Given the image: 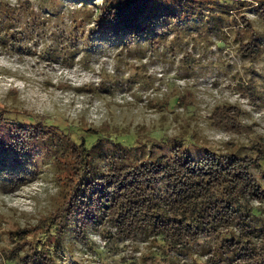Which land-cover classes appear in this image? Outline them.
Listing matches in <instances>:
<instances>
[{"label": "trees", "instance_id": "1", "mask_svg": "<svg viewBox=\"0 0 264 264\" xmlns=\"http://www.w3.org/2000/svg\"><path fill=\"white\" fill-rule=\"evenodd\" d=\"M98 1H73L78 9L91 11L73 14L68 23L54 22L49 54L70 62L78 52L85 59L101 45H108L123 48L128 58L142 61L147 58L144 45L152 51L163 48L176 52V35L186 34L184 27L192 29L185 36L227 29L238 34L237 27H243L249 37L244 40L235 35L243 56L251 61L264 56L263 33L245 14L250 13L245 8H253L264 27V0ZM41 4L42 10L46 4ZM17 6L14 10L19 8L26 20L19 32L33 38L32 28L46 21L38 13ZM12 29L5 32L6 36L15 35ZM12 44L22 48L21 41ZM249 93L256 95L253 87ZM259 97L264 103V96ZM77 127L86 133L73 135L51 118L30 112L18 114L0 106V178L4 177L5 184L14 190L50 167L60 194L54 209L35 226V231L43 233L41 238L25 249L20 244L26 239L20 238L28 228L17 229L13 237L17 244L4 250L0 264H63L62 252L82 246L93 248L101 256L104 250L90 242L89 235L99 230L106 236L102 228L107 225L115 226L110 235L116 238H123V234L136 237L140 230L153 238L158 244L151 255L155 264L158 259L186 264L181 258L188 256L197 264H215L213 260L264 264L253 251L249 254L254 257L238 260L242 256L239 249H246L247 243H253L249 249L264 243L263 143L253 142L246 150L234 144L235 148L225 151L204 150L196 157L186 148L193 136L179 137L181 144L174 135L169 138L170 151L155 153L148 146L127 147L97 138L95 129ZM195 244L207 247L212 259L200 261L206 250L191 251Z\"/></svg>", "mask_w": 264, "mask_h": 264}, {"label": "rangeland", "instance_id": "2", "mask_svg": "<svg viewBox=\"0 0 264 264\" xmlns=\"http://www.w3.org/2000/svg\"><path fill=\"white\" fill-rule=\"evenodd\" d=\"M73 1L52 4L51 0H0L1 107L18 114L30 112L51 118L69 128L73 135L86 133L77 126L90 127L95 129L97 138L127 147L148 146L155 153L170 151L169 138L174 135L177 141L179 137L193 136L186 148L196 157L204 150L225 151L234 145L246 150L253 142L264 144V103L259 97L264 96V56L254 61L243 56L235 37H249L243 27H237L238 34L227 29L202 36L192 33V37L185 36L192 29L184 27L186 34L176 35V52H165L163 48L152 51L144 45L142 50H148L142 61L128 58L123 48L101 45L89 57L83 59L78 52L68 62L49 54L47 48L55 21L68 23L73 14L91 11L78 9ZM41 3L46 4L42 10ZM15 6L38 13L46 21L32 28L33 38L20 34V25L26 20L19 8L14 10ZM245 10L251 13L245 12L246 18L264 37V27L253 8ZM8 12L15 13L8 16ZM10 28L15 35L6 36ZM19 41L21 49L12 44ZM252 87L256 95L249 93ZM5 182L4 177L0 178V262L4 250L17 244L13 239L17 229L28 228L23 232L25 237L23 234L20 238L26 239L20 244L25 249L41 238L43 233L35 231V226L50 214L60 195L50 167L14 190ZM102 231L107 235L99 230L92 232V237L89 235L90 242L104 250L101 256L86 246L72 252L68 248L61 253L63 264H155L151 255L158 244L141 230L136 237L123 234V238L110 235L115 226L107 225ZM250 245L253 243L239 249L242 256L238 260L254 257L249 254L253 251L264 263V243L259 242L252 249ZM202 249L206 253L200 261L212 259L204 245L195 244L191 251L198 253ZM181 259L186 264H197L190 256ZM158 260L156 264H168ZM211 262L222 264L220 260Z\"/></svg>", "mask_w": 264, "mask_h": 264}]
</instances>
